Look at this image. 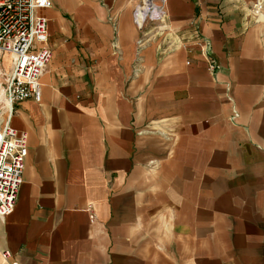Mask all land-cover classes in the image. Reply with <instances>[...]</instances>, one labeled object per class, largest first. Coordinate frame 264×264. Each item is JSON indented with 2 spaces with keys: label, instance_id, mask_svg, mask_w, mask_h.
<instances>
[{
  "label": "crops",
  "instance_id": "1",
  "mask_svg": "<svg viewBox=\"0 0 264 264\" xmlns=\"http://www.w3.org/2000/svg\"><path fill=\"white\" fill-rule=\"evenodd\" d=\"M256 1L162 0L140 27L143 0H51L0 264H264Z\"/></svg>",
  "mask_w": 264,
  "mask_h": 264
},
{
  "label": "built area",
  "instance_id": "2",
  "mask_svg": "<svg viewBox=\"0 0 264 264\" xmlns=\"http://www.w3.org/2000/svg\"><path fill=\"white\" fill-rule=\"evenodd\" d=\"M263 2L257 0L254 11L259 12ZM143 3L144 6L133 10L137 26L162 19V0ZM50 6L51 0H0V77L6 101L0 105V218L13 211L22 183L28 153L27 132L13 127L11 119L20 102L40 98V77L52 55L42 10ZM5 54L9 59L7 71L3 69ZM208 68H214L211 58ZM3 255L9 254L4 251Z\"/></svg>",
  "mask_w": 264,
  "mask_h": 264
},
{
  "label": "bare ground",
  "instance_id": "3",
  "mask_svg": "<svg viewBox=\"0 0 264 264\" xmlns=\"http://www.w3.org/2000/svg\"><path fill=\"white\" fill-rule=\"evenodd\" d=\"M8 63H9L8 55L5 54L4 61H3V69H4V71H7ZM1 72H2V70H1ZM5 103H6V101H5V97H4V94H3V89L1 87V77H0V105L1 104H5Z\"/></svg>",
  "mask_w": 264,
  "mask_h": 264
},
{
  "label": "rangeland",
  "instance_id": "4",
  "mask_svg": "<svg viewBox=\"0 0 264 264\" xmlns=\"http://www.w3.org/2000/svg\"><path fill=\"white\" fill-rule=\"evenodd\" d=\"M3 105V104H2Z\"/></svg>",
  "mask_w": 264,
  "mask_h": 264
}]
</instances>
